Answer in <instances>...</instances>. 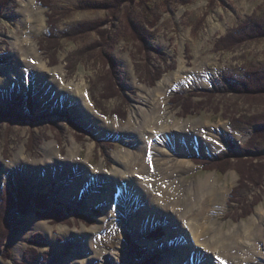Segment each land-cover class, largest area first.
<instances>
[{"label":"rangeland","instance_id":"rangeland-1","mask_svg":"<svg viewBox=\"0 0 264 264\" xmlns=\"http://www.w3.org/2000/svg\"><path fill=\"white\" fill-rule=\"evenodd\" d=\"M35 2L40 9L33 3L27 6L26 0H0V264H77L73 257L81 253L78 247L89 242L87 253L94 256L88 264H102L104 257L109 264H184L175 256L169 261L173 248L181 245L186 252L192 251L190 244L195 243V250L201 247L188 227L177 234L180 224L185 225L179 214L181 219L171 226L163 222L170 220L168 216L148 218L145 224L143 218L140 222L131 217L135 215H131L132 196L139 192L140 182L141 189L153 190L170 179L165 174L172 167L167 164L170 160L151 154L152 144L163 132L156 135L148 130L144 142L149 143L144 155L148 163L137 169L134 181L122 182L124 192L131 191V201L115 183L127 178L116 175L121 169L127 171V159L142 162L139 137L147 132L140 133V105L145 108L152 99L156 105L164 95L175 119L191 123L190 132L202 128L207 136L208 129L215 127L213 140L223 142L216 150H201L197 143L191 153L180 152L173 136L156 144L161 154L169 139L173 151L169 158L180 162L182 157L194 164L174 182L193 191L211 175L215 186L225 192V207L210 214L212 229L218 225L222 232L233 233L242 220L264 216V131L260 130L264 129V73L248 77L244 83L248 87L241 91L228 88L226 79L245 78L244 68L249 65L264 67V28H254L242 40L234 30L249 18L255 25L262 23L264 0ZM35 12L43 15L40 33L33 32L29 20ZM51 15L53 26L48 24ZM49 28L55 29V38L45 37L51 34ZM28 31L31 42L23 46L35 42L39 62L46 65L43 71L31 67L36 55L30 60L13 48L12 43L19 44ZM180 65L197 68L207 85L187 83L168 90L169 85L165 91L161 85L156 90L163 78L175 79ZM56 68L60 72H54ZM181 92L193 95L180 98ZM255 117L257 122L249 125ZM197 136L192 134L193 139ZM48 145L53 154L45 152ZM157 165L163 167L162 174L154 171ZM6 190H27L30 198L14 200L9 207ZM112 195L115 209L109 204ZM139 198L149 203L147 194L140 193ZM119 203L121 210L116 213ZM31 219L47 222L53 231L35 226ZM84 227L90 231L96 227L93 239ZM169 233L175 235L164 240ZM135 246L144 248L143 259L133 253Z\"/></svg>","mask_w":264,"mask_h":264},{"label":"bare ground","instance_id":"bare-ground-1","mask_svg":"<svg viewBox=\"0 0 264 264\" xmlns=\"http://www.w3.org/2000/svg\"><path fill=\"white\" fill-rule=\"evenodd\" d=\"M26 2H27V6H30V4L33 3L38 9H40L38 4L35 2V0H26ZM29 20L31 21L30 22L32 26L31 28L35 27L33 29V32L40 33L41 28L44 27L43 26L44 20H43L42 13H39V12H35L34 14L32 13L30 15ZM26 34H27L26 38L24 40H21L19 44L16 42H13L12 45H13V48L17 52L19 51L20 54L23 52L24 56H26L27 58H30L31 60V57L34 58L36 55L35 53L36 46L34 44L35 42L32 43V45L30 44L31 41L29 39H30L31 31H28V33ZM27 40H29L30 42H28L29 43L28 46L26 45V47H24L23 44ZM28 52H31L30 55L28 54ZM36 57L37 59L34 60L35 65L31 67H35L37 70L43 71L46 65L43 61L39 62L40 57L38 58L37 55ZM54 70H55L54 72H60L58 68ZM13 74H15V72ZM181 74H185V76L188 77V80H187L188 82L186 81L184 82L183 80L184 77ZM175 75L176 76H175V79H173V81L171 80V78H166V77L163 78V80L161 81L162 84L159 83L156 90L159 89L161 85H163V87H161L162 89L165 86L170 85L168 87V90H172L173 88L180 86V85L186 86L185 84L187 83L195 84L200 87H204L207 85V83H205L200 78V73L197 71V68L187 69L185 65H180ZM56 82H59V81L56 80ZM4 83H7V80L4 81ZM63 87L61 86V88ZM163 90L165 91V88ZM163 90H162V93H163ZM65 92L70 93L68 90H65ZM167 98H168L167 95H164L163 99L161 100L163 102L162 107L159 106L161 105L162 102H158V104L154 105V103L152 102L154 99L151 100L149 105L146 104V107L144 106L145 108H143L140 105V117H139L140 120L138 119V121H140L139 127L142 128L140 130L141 131L140 133H142V131L147 132V134L145 133L144 135L140 134V137H139L140 142H141L139 143V145L143 153L142 162L139 163L138 158L136 159L129 158L127 159L125 163V168L127 169V171L121 169V171H119L118 173L116 172V175L120 178L123 175H127L126 176L127 178L125 179L121 178L115 183L117 184V187L120 185V189L123 190L124 197L128 196L130 201H131V198L129 195L131 194V191L129 190L130 191L129 193L127 192L125 193L123 189L125 188V186H123L124 184H122V182L124 180L125 181L130 180V182L134 181V178H137V176L135 175V172H137V169L140 166H143L144 164L148 163L146 159L144 158L145 152H148L147 149H148L149 143H145L144 145V142H147L146 140L148 139V130L149 132H152V134L155 133L156 135H157V132H163V134L159 138H157L158 142L161 141V143H163V141L169 138L170 136H173V139L178 141L177 149H180V152L186 151L187 153H191L192 151L195 150V146L197 145V143H198V146L201 147L200 148L201 150H206V149L216 150V149H220L223 147V142H220L218 140H215V141L213 140L212 134L218 131L217 129H215V127H210V129H208L207 131L208 133L207 136H204L202 128H197V129L195 128L196 130L192 133L190 132L191 128L189 129V126L191 125V123L177 121L173 113L171 111H168V108L165 106ZM87 106L89 108L88 104ZM144 128H149V129H144ZM187 131H189V134L186 133ZM195 133L199 136L198 140L192 138V134H195ZM152 134H150L149 136L152 137ZM103 141H107V140H103ZM158 142H156L155 144L154 143L152 144L154 149L151 150V154L153 155L156 154L160 158L164 157L165 159L170 160V162H167V164H169V166H172V167L168 168V170L165 172L166 176H168L167 178L168 179L170 178V179L167 180L165 178L164 179L165 183L164 184L160 183V185L158 183L157 186H155L153 190H150L148 188L141 189L144 184L140 182L139 192L137 194L133 193V196H132L131 204L133 208L135 206L136 208L131 209L133 212V214L131 215L135 214L134 216H131V217L133 219L137 217L138 221H140V219L143 218L142 222L143 224H145L148 218L149 220L151 219L154 220L155 218L166 219V217L168 216L170 220L163 221V222L171 226V225H174L178 219H181L177 214L182 216L185 223L183 221L182 222L185 225L180 224L182 228H181V231L177 232V234H182L183 229L186 230V228L188 227L191 236L194 237L197 241V246H201V247L198 250H195L193 249V247L195 246V243H193L192 245L190 244V250L192 251L183 252V246L178 245L173 248L175 249V252L173 250L174 253H171L172 258L169 259V261L174 260V256H175V258L178 261L184 264H264V216L261 214L259 215L256 214V215L251 216L247 220H242L238 224H235L236 228L233 231V233L232 232L229 233V231L222 232L221 228H219L218 225H217V229H212L211 224L214 223V222H211V218L213 217L212 215L217 211H221L222 207L224 208L226 205L227 196L225 195V192L223 193V190L221 187L215 186L211 175H208L205 178H202V181L200 182L198 187H194L193 191H191L189 185L184 187L182 182L180 183L179 181L178 183L174 182V180L176 179L175 176L177 175L179 176V174L182 171L193 168L194 164L191 163L188 159H184L182 157L179 158L180 162L171 160V158H169V155H171L173 151H172V148H170L171 145H170L169 139H168V144H162L163 147L161 146V154H160L159 149H158L159 147H157L156 145ZM53 149L54 148H52L51 145L50 146L48 145L45 148V152H47L49 155L53 154L54 152ZM165 150H166V153H165ZM157 151H158V154L156 153ZM72 153H75V152L72 151ZM117 157H119V155H117ZM53 160L55 161L56 159H53ZM192 160L195 161V157L194 158L192 157ZM162 168H160L159 165H157L156 168H154V171H157L159 174H162V170H163ZM122 171H125V173ZM158 179L160 180L162 179V177ZM159 182H161V180ZM140 193H144L148 195L149 203L141 202V199L139 198ZM114 195H112L111 202L109 203L110 208L112 209H115L113 207ZM88 200L89 198L87 199V201L84 199L83 204H87ZM153 201H157V203H154ZM77 202H80V201L78 200ZM119 205L120 203L116 206V213H118V210H121L120 209L121 206ZM127 206H130V205L127 204ZM144 209H146V211L145 213H142ZM31 220L35 224V226L41 229H44L47 232L53 231L52 227H50L47 222L42 221V220H38V221L33 220V219ZM100 225H102V223ZM100 225L99 226L97 225V228H99ZM95 228L92 229V231H90L88 228L86 229L84 227V231L86 232L89 240L93 239V236L96 232ZM60 230H64V229L60 227ZM176 230H179V229L176 228ZM174 235L175 234L171 235V233H169L167 238L164 240H169L170 237ZM141 240H143V238L140 239L139 241ZM89 243H90L89 245L85 243L82 246L78 247L77 250L80 251L81 253L73 257V258H77L76 259L77 264H88L91 257L94 256L93 255L94 253L91 255L90 253H87V251H89V249L92 247L91 242ZM184 243L186 244L187 242H184ZM163 244H166V242H164ZM187 246H189L188 243H187ZM203 251L206 254H203ZM101 255H102V251L98 253V256H101ZM103 259L104 260L102 261V264H109V260L107 257H104Z\"/></svg>","mask_w":264,"mask_h":264},{"label":"trees","instance_id":"trees-1","mask_svg":"<svg viewBox=\"0 0 264 264\" xmlns=\"http://www.w3.org/2000/svg\"><path fill=\"white\" fill-rule=\"evenodd\" d=\"M43 2H45V3L46 2H50V0H43ZM84 4H88V3H84ZM89 6H92V4H90ZM54 13H60V12H58V11L55 10ZM53 18L55 19V17L53 15H51L50 20L48 22L49 26H53L55 24ZM252 22H253V19L252 18H249L247 21L244 22V23L247 24V26L249 28L246 27V24H243L240 27H237V29H234L235 30V33H236V31H238L235 36L236 37H239L241 40L242 39H246V36L251 35L253 33V29L254 28L257 29L260 26L264 28V21L262 23H259V24H256V25L254 23H252ZM50 29L51 28H49V30ZM51 30H52L51 31V34H49V35H47L45 37H51V38L54 37L55 38L57 36L56 33H55V31H54L55 29H51ZM68 33H70V31H68V32H62L63 36L66 35V34H68ZM141 35L143 37L145 36L143 34V31L142 30H141ZM256 67H258V66H254V65L246 66L244 68L245 71H244V75H243V76H245V78L240 77L241 75H235L233 77L226 76V79L228 81H230V84H229L228 88H230L232 90H235V91L236 90H240L241 91L242 90V87H243V90H244L245 87L247 88L248 86H245L244 83L247 81L248 77L251 78L250 76H252V74L257 75L259 71H262L264 73V67H258V68H256ZM261 75H264V74H261ZM259 76H260V74H259ZM178 92H180V91H178ZM178 95H180V98L181 97L188 98L189 96L191 98L192 95H193V92H188L187 94H183V92H181ZM260 120H262V119H260ZM256 122H257V118L255 117V118L251 119V121H248L247 123L250 125V124H255ZM260 130L261 131H264V129H260ZM103 143L104 144H107V145L108 144L110 145V142L109 141H103ZM244 145L245 146H248L247 143H244ZM244 155H246V154H244ZM257 177L260 178L259 176H257ZM5 192H6V196H7L6 201H7L9 207L13 204V201L14 200L15 201H18V200L21 201V198L22 197H25V196H27L26 199L30 198L27 190L18 191V193L9 192L7 190ZM24 202H27V201L25 200ZM38 206H40V205H38ZM42 207H44V205ZM7 211L8 210H6L5 213H7ZM0 252H1V250H0ZM133 253L136 254V255H138L139 256V259H143L145 257V250H144V248H142L140 246L133 247ZM148 260H150V259L147 258L146 259V262ZM94 264H96V263H94Z\"/></svg>","mask_w":264,"mask_h":264}]
</instances>
